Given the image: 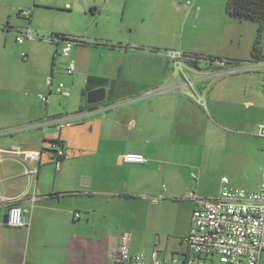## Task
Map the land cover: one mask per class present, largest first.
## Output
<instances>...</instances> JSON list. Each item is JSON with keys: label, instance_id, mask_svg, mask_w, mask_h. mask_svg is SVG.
<instances>
[{"label": "crops", "instance_id": "obj_1", "mask_svg": "<svg viewBox=\"0 0 264 264\" xmlns=\"http://www.w3.org/2000/svg\"><path fill=\"white\" fill-rule=\"evenodd\" d=\"M69 5V2L64 4L65 8ZM145 15L135 28L141 38L148 32L141 26ZM133 18L130 15L125 27H120L128 34L137 25ZM224 23L226 28L214 56L228 62L213 64L254 62V66L239 69L250 70L246 73L233 74L229 68L222 71L197 63L186 69L192 74V79L186 81L182 65L174 61L175 70L180 71L181 76L170 75L167 63L163 67L170 55L157 51L158 45L140 41L141 38L133 42L114 39V35L97 36L94 43L74 42L76 45L70 46L66 57L68 63L74 58L76 75L78 69L86 67L92 47L118 55L116 64L99 74L106 81H89L92 76L83 78L85 98L92 89L103 87L107 91L102 101L89 104L86 100L85 112L81 111L87 114V125L94 135L90 173L81 174V185L88 188H78L80 178L74 145L66 142L62 133L65 127L58 129L48 123L53 117L34 120L30 126L40 129V133L32 131L28 139H19L10 146L0 144V196L15 199L27 209L23 216L26 224L10 226L4 217L7 208L0 207V264H112L123 233L129 235L132 252L148 254L157 247L160 258L182 257L186 253L184 237L189 232L195 204L189 194L210 199L199 197L187 180L194 178L195 186H199L205 176L215 175L222 188L221 177L226 176L230 186L246 190L260 187L264 139L256 135V128L264 121V63L261 62L264 47L258 55L261 59L256 60L251 53L256 23L231 18L226 13ZM263 37L264 28L262 40ZM187 55L191 54L183 53L182 57ZM54 60L53 56L52 64ZM197 84L199 87H195ZM200 95L208 111L201 107L197 99ZM43 102L47 105V96ZM113 111L115 116L109 117ZM197 115V128L200 115L213 123V127L210 123L201 126L200 152L192 143L176 141L181 129L191 133L196 130ZM58 118L70 120L68 116ZM118 127L127 133L125 143L128 145L111 144L114 133L119 132ZM56 139L62 146L51 142ZM59 147L64 150V156L56 166L55 150ZM6 150L38 151L39 157L29 159L22 153L12 154ZM129 151L145 155L147 161L126 163L122 156ZM192 168H197L199 174L190 172ZM157 182L162 186L161 192L154 187ZM146 185L154 191L153 195H138L136 188L142 186L141 189L148 190ZM78 194L91 196L90 203L81 206L88 210L84 211L86 214L78 211ZM112 196L124 201L110 199ZM125 200H132L139 209H153L143 217L141 209L140 212L123 211L122 207L128 203ZM180 201L186 202L183 209L178 207ZM170 222L178 229V247H183L168 251L167 247H176V240H162L157 235L165 229L163 224ZM149 233L152 235L146 236ZM158 243L163 247L156 246ZM258 264H264V251L260 253Z\"/></svg>", "mask_w": 264, "mask_h": 264}, {"label": "rangeland", "instance_id": "obj_2", "mask_svg": "<svg viewBox=\"0 0 264 264\" xmlns=\"http://www.w3.org/2000/svg\"><path fill=\"white\" fill-rule=\"evenodd\" d=\"M66 2H69L70 5L65 8ZM0 13V144L10 146L12 142H18L19 139H28L32 131L40 133V129L30 126L35 123L34 120H42L48 115L49 118L70 117V125L63 128L62 133L66 136V142L74 145L75 159L78 161V178H80V180L78 179V188L82 190L88 187L84 188L85 186L81 185V177H83L81 174L90 173V166L94 158L91 150V141L94 135L91 134L90 125H87L89 122L87 114H82L86 106L83 78L90 76L102 78L99 74L114 66L118 55L117 52L111 50L104 51L99 50L100 48H96V46L92 47L90 58L85 64L86 67L78 69V75H76L77 72L70 75L66 73L68 57L61 54L65 45L64 41H58V48L55 51V42L50 41L47 35L51 32H64L78 36L90 43H94L97 36L111 37L114 35V39L124 38L134 42L141 38L136 35L135 30L140 25L141 16L151 13L149 16L145 15V23L141 25L148 29V32L140 41L145 40L147 43L158 45L155 49L165 55L170 51L181 53V56L177 55L176 58L170 55V60L164 61L163 67L167 63L166 65L170 67V75L176 76L178 73L181 76V72L175 70L174 61H177L183 66L186 73L184 79L187 81L192 79V74L186 69L195 66L196 63L191 57H182V54L214 56L226 28L224 23L225 0H0ZM130 15L134 16L133 19L134 22L137 21V25L133 26L132 33L128 34L120 27H125L126 20ZM15 28L30 30L33 38H27L22 43H18ZM35 35L43 37L37 38ZM69 42L71 46L76 45L74 41ZM145 47L147 46L145 45ZM262 47H264V39L260 43V50ZM100 51L103 52L100 53ZM53 56H55V60L52 64ZM198 65L214 67L222 71L228 68L235 69L231 72L233 74L250 71L239 70L243 66H249L248 63L241 61H236L231 65H214L203 59H198ZM146 66L149 65L146 64ZM82 72L84 73L82 74ZM60 82L69 90L68 97H63L55 93L54 90H50ZM172 82L169 81V83ZM195 87H199V85L197 84ZM39 94L47 96V105L39 99ZM200 98L201 107L208 111L203 96L200 95ZM115 113V111L110 112L108 116L114 117ZM195 122L196 130L191 133L189 130L183 132L181 129L176 141L192 143L195 149L200 152L202 149L199 147L202 140L201 126L203 123H210L213 127V123L201 115L199 128H197L198 115ZM117 129L119 132L114 133L110 141L111 144L117 142L128 145L125 143L127 133L123 130L124 128L118 127ZM190 172L199 174L197 168H192ZM187 182L192 183V188L199 197L213 198L221 190L215 175L205 176L199 186H195L194 178ZM146 186L148 190L141 189L142 186L136 188L138 195H153L151 192L154 191L149 190L151 187ZM154 187L160 189L159 192H161L162 186L159 182ZM182 196L186 197L185 193ZM110 199L124 201L121 200L122 198L113 196ZM90 201L91 196L78 194V211L86 214L87 212L84 211L88 210L81 206H87ZM125 201L128 203L122 207L123 211L134 212L141 209L142 217L153 209V207L139 209L132 200ZM185 206V201L178 203L180 209ZM171 216H173V210H171ZM168 218L171 217L166 219ZM172 225L171 222L163 224L165 229L157 235L162 240H176V247H167L168 251L172 248L183 247V245L178 247V229ZM151 235L152 233H149L146 236ZM156 246L163 247L161 243Z\"/></svg>", "mask_w": 264, "mask_h": 264}, {"label": "built area", "instance_id": "obj_3", "mask_svg": "<svg viewBox=\"0 0 264 264\" xmlns=\"http://www.w3.org/2000/svg\"><path fill=\"white\" fill-rule=\"evenodd\" d=\"M16 41L22 43L33 34L26 28H15ZM37 37V35H35ZM64 41L61 54L69 53L71 43ZM169 55L176 58L181 53L170 51ZM259 62V61H258ZM264 63V61H261ZM221 63V62H218ZM254 63V62H253ZM249 63V65L254 64ZM74 71V62L69 61L66 73ZM235 69L230 70V72ZM264 74V69H263ZM54 92L68 97L70 92L63 83L53 88ZM42 101L46 96L39 94ZM201 102V98H198ZM58 129L69 126L70 122L60 118L48 121ZM256 135L264 139V121L256 128ZM264 148V146H263ZM56 166L64 156V150H56ZM7 153L25 155L26 158L37 160L38 151L6 150ZM126 163H145V155L137 152H126L122 156ZM261 183L257 190H246L228 185V177H221L223 184L215 198H198L195 194L194 208L191 214V225L184 237L186 253L182 257L171 255L169 258L159 257V248H153L148 254L132 252L129 248V235L123 233L112 264H258L260 253L264 251V166L261 169ZM0 207L7 208V223L10 226L26 224L24 213L26 208L18 205L15 199L0 196ZM75 216H79L75 213Z\"/></svg>", "mask_w": 264, "mask_h": 264}, {"label": "trees", "instance_id": "obj_4", "mask_svg": "<svg viewBox=\"0 0 264 264\" xmlns=\"http://www.w3.org/2000/svg\"><path fill=\"white\" fill-rule=\"evenodd\" d=\"M225 12L231 18H235L241 21H252L257 24V33L251 47V53L256 60L261 59V57H258V55L260 54V43L262 42V32L264 28V0H225ZM40 37L39 35H37V38ZM47 38H49L50 41L55 42V45L58 43L59 40H69L79 43H89L80 37L70 36L65 33H58V32H51L50 34L47 35ZM105 44L115 46L114 44H110L108 42H106ZM55 51H57L56 48ZM187 57H191L194 63H196L195 66H197L198 59H203L206 62H210V63L228 62V61H224L223 58L216 56H200L196 54L194 55L191 54V55H187ZM89 81L104 82L106 80L103 78L91 77ZM51 142L53 144H58L59 146H62L61 141L59 139L52 140Z\"/></svg>", "mask_w": 264, "mask_h": 264}, {"label": "water", "instance_id": "obj_5", "mask_svg": "<svg viewBox=\"0 0 264 264\" xmlns=\"http://www.w3.org/2000/svg\"><path fill=\"white\" fill-rule=\"evenodd\" d=\"M106 93L107 91L103 87L88 91L86 94L87 103L92 104L104 100ZM4 217L7 220V214Z\"/></svg>", "mask_w": 264, "mask_h": 264}]
</instances>
